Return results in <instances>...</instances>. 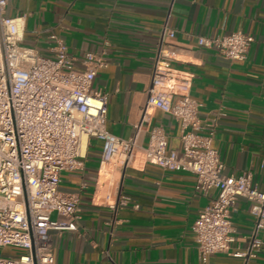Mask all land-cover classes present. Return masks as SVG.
<instances>
[{
  "label": "crops",
  "instance_id": "obj_1",
  "mask_svg": "<svg viewBox=\"0 0 264 264\" xmlns=\"http://www.w3.org/2000/svg\"><path fill=\"white\" fill-rule=\"evenodd\" d=\"M169 14L175 29V68L189 79L199 101L203 126L215 123L213 146L226 174L250 172L264 190V0H9L6 17L20 18L22 44L51 54L50 34L61 37L74 67L86 53L100 56L92 87L107 95L106 129L145 147L150 128L161 126L168 150L181 151V126L169 113L147 107L152 58ZM241 30L255 40L242 60H228L197 38ZM141 122L140 128L136 126ZM102 142L88 141L83 167L63 171L59 188L78 196L76 231L52 232L54 264H264L262 244L254 257H239L254 231L250 202L239 198L231 213L234 242L227 253L203 259L192 225L217 194L194 189V175L147 163L142 151L133 161L100 165ZM1 204V200H0ZM12 247L0 254H17Z\"/></svg>",
  "mask_w": 264,
  "mask_h": 264
},
{
  "label": "built area",
  "instance_id": "obj_2",
  "mask_svg": "<svg viewBox=\"0 0 264 264\" xmlns=\"http://www.w3.org/2000/svg\"><path fill=\"white\" fill-rule=\"evenodd\" d=\"M9 0H0V248L12 247L17 254H0V264H54L52 232L76 231L78 196L59 188L63 171L83 167L88 141L102 142L100 165L133 161L139 150L147 163L163 169L194 175V189L217 194L203 207L192 230L200 256L207 259L227 253L234 242L231 213L239 198L250 202L254 231L248 248L235 256L254 257L264 230V190L258 189L250 172L226 174L213 146L215 123L203 126L200 103L191 86L175 68L176 47L169 41V12L160 29L152 58L147 107L161 109L179 121L181 151L168 150V135L161 126L150 128L145 147L138 137L116 136L107 131V95L92 87L105 61L86 53L84 68L74 67L61 37L50 34L51 54L23 45L20 18L6 17ZM255 38L241 30L197 38V46L214 49L221 57L242 60ZM264 124V116L262 119ZM141 122L136 126L138 130Z\"/></svg>",
  "mask_w": 264,
  "mask_h": 264
}]
</instances>
